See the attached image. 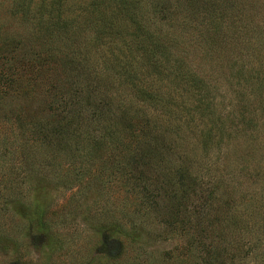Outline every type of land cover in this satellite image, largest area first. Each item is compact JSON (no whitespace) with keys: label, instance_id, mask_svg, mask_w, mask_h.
I'll return each instance as SVG.
<instances>
[{"label":"rangeland","instance_id":"1","mask_svg":"<svg viewBox=\"0 0 264 264\" xmlns=\"http://www.w3.org/2000/svg\"><path fill=\"white\" fill-rule=\"evenodd\" d=\"M89 2L64 1L63 17L77 21L78 26L75 25L68 34L70 40L63 35L56 36L60 40L54 41V45H58V53L54 54L61 57L65 52L73 51L75 60L83 62L90 70L95 71L96 68L91 93L93 97L89 103H96L100 107L102 118L98 119L99 129L94 130V126L82 129L75 148L57 151L55 146L36 142L33 134L37 123L49 121L44 93L47 84L42 80L35 84L24 81L23 85L28 88L21 89L23 93L17 91L0 101V264L198 263L197 247L188 242L192 231H189L186 222L170 230L163 227L157 214L139 205L138 190L134 189L133 183L127 180L121 169L125 153L137 146L124 132L119 119H114L117 117L118 102L129 106L133 112L141 113L138 120L145 125L138 123L135 131H130L136 136L145 132L148 137L141 139L144 149L140 147V151L143 152L147 144L152 153L162 146L165 159L173 160L179 156L184 166L190 164L193 167V177L200 179L203 190L214 187L219 192L217 196L221 195V198L216 203L218 210L225 209L222 204L227 202L230 207L228 217L239 221V218H245L246 213L252 212L256 225L263 226L264 126L261 122L256 132L261 147L246 153V147L250 146L245 142L247 135L242 133L249 134L255 124H246L239 109L246 102L242 103V100L247 98L250 104L248 110L260 112L257 99L250 92L251 87L246 86L244 81L249 77L248 71L253 69L260 71L256 74L263 75L264 51L260 44H254L258 48H253L256 36L252 37L248 50L246 46L237 44L231 47V42L227 43L231 39L228 38L231 36L228 32L230 27H223L212 37L206 33L199 39H180L176 45H172L174 56L186 61L190 69L212 85L209 92L203 95L213 103L216 116H220L227 126L232 125L227 130L229 140H220L217 129L212 127L213 122L195 112V99L192 93L183 90L184 86L176 89L173 106H170L173 110L170 118L138 100L134 91L123 86L124 76L118 77L114 72L103 70L116 58L126 56L129 46L119 38L110 42L107 37V40L96 45L92 31H81V26L88 25L86 18L92 9ZM145 2L143 0L140 10L143 12L140 13L142 20L151 30L155 31L158 27L165 31L167 26L162 23L157 22V27L153 25L150 16L154 15L148 8L150 1ZM239 3L243 8L242 26L247 25L248 29L260 26L263 33L264 0H239ZM236 7L238 9L239 5ZM54 8L53 0H0V51H10L14 47H18L21 53L26 49L25 52H28L30 48L38 49L36 46L40 43L36 40L41 36L33 18L39 13H43L45 18ZM23 9H28L27 16H23ZM203 21L208 23L209 18ZM127 29L123 33L125 42H129L127 35L132 32L131 27ZM236 40L241 42V37L238 36ZM56 64L55 61L54 70L49 69V73H60V64ZM132 65L139 74H144L139 77V87L148 90L149 87L154 90L158 88L163 92L175 89L172 81L162 76L148 75V71L136 65L134 59ZM243 65L247 68L246 72L243 77H238V70ZM86 102L81 101L82 104ZM106 102L111 103L110 111L107 106L102 107ZM103 118L107 120L105 125L112 123L113 130L120 136L126 133L128 138L124 143H127V150H123L120 144L107 145L108 135L100 130L104 124ZM155 121L159 124L158 130L152 128L153 122L155 127L158 126ZM176 123L178 129L174 130L172 125ZM210 128L213 133L208 137V145L206 131ZM253 151L256 152L254 157ZM244 168L256 171H251L252 178L248 173H240L241 170L246 171ZM223 186L231 187L228 198L224 197L227 195L223 194ZM193 199L197 203V199ZM210 221H213V233H218L214 236L217 240H229L232 235V246L244 244L238 239L242 232L227 226L229 219L222 229L217 227L214 220Z\"/></svg>","mask_w":264,"mask_h":264},{"label":"trees","instance_id":"2","mask_svg":"<svg viewBox=\"0 0 264 264\" xmlns=\"http://www.w3.org/2000/svg\"><path fill=\"white\" fill-rule=\"evenodd\" d=\"M64 1L58 0L56 2V0H53L54 11L47 13L46 20L43 13H39L33 18L36 21L38 31H40L38 34L41 36L40 39L36 40L40 43L36 46L38 49L30 48V52H25L26 49L21 53L18 52L20 51L18 47H14L10 51H0V101L17 91L23 93L21 89L28 88V86L23 85L24 81L35 84L37 81L42 80V83L47 84L44 93L47 97L46 108L50 115L49 121L44 124L37 123L33 129V134L36 137V142L45 146H55L57 151L75 148L76 142L79 140L78 133L82 129L87 130L91 126H94V130L99 129L100 122H98V119L102 118V114L99 112L100 107L96 103H89V100L93 97L91 93L94 89L93 77L96 68L94 67L95 71L90 70L85 67L83 62L75 60L73 51L65 52L61 57L60 54H54L58 53V45H54V41L56 39L60 40L56 36L63 35V37H68L70 40L71 36L69 35L77 25V21L67 20L63 17L62 7ZM149 1L151 6L148 8L154 15V17L150 16L151 22L156 27L157 22L167 26L166 34H164V30H160L158 27L155 31L151 30L150 26L142 20L140 13L143 12L140 10L142 9L143 0H90L89 5L92 9L88 11V17L86 18L89 26H81V31L86 30L87 33L92 31L96 45L101 44L103 40H107V37L111 40H109L110 42L119 38L121 42L129 46L126 56L116 58L103 70L114 72L118 77L124 76L123 86H128L131 91H134L138 100L148 103L157 112L161 111L162 116L171 118L173 114L171 111L173 110L170 106H173L172 103L175 99L173 96L179 86H184L182 87L183 90L186 93H192L195 99V112L199 113L200 116L209 118L210 122H213L212 127L214 126V129H217L220 140L228 141L229 132L227 130L232 125L227 126L226 122L221 121L220 116H216L212 109L213 103L203 95L209 92L212 85H208L203 81L193 69L186 65V61L174 56L172 45H176L180 39H199L206 33L208 37H212L215 32L218 34L223 27H230L228 32L231 36L228 38L231 39L227 43L231 42V47L240 44L239 46H246V50H248L247 46L252 43V37L256 36L253 48H258L254 44H260L263 46L264 51V30L262 33L260 26L252 27V29H248L247 25L242 26L241 14L243 8L239 0ZM145 3H147V0ZM237 5H239L238 9ZM23 12L25 13L23 16L29 14L28 9H23ZM206 17L209 18L208 23L203 21ZM128 26L132 28V32L127 35L129 42H125L123 33L127 32ZM35 29L37 30V28ZM72 35L75 38L77 37L76 34ZM262 35L263 39L260 40ZM238 36L241 37V42L236 40ZM72 44H74L73 41ZM133 59L136 65L139 64L140 67L142 66L148 71V75L157 78L162 76L166 80L172 81L175 89L163 92L158 88L154 90L149 87L148 90L139 87L138 82L141 81L139 77L144 74H139L136 71L137 68H133ZM55 61L56 66L60 64V73H49V69L54 68ZM245 67L243 65L238 70V77H243L244 72H246L245 69H247ZM248 72L250 81L248 79H244V81L246 86L251 87L250 92L256 97L260 112L248 110L250 104L247 103V98L242 100V103L246 101L244 106H239L241 118L245 123L255 124L249 134L242 133L244 136L247 135L248 138L245 142L250 146V148L246 147V153H250L251 150L260 148L262 145L256 132L261 122L264 126V55L263 75L262 73L256 74L255 72H260L256 69ZM81 101L88 102L82 104ZM106 106L109 110L111 103L106 102L102 107ZM131 111L129 106L118 102L116 113L114 112L117 117L114 119H119L124 132L133 139L132 143H136L137 146L130 152L125 153L121 169L124 171L127 180L133 183L134 189L138 190L140 195L139 205L149 212L157 214L161 218V225L166 229H174L177 224L181 226L186 222L189 231H192L188 242L191 246L196 245L194 247H197L196 259L198 263L196 262V264H247L249 262L264 264V221L263 226L256 225L254 221L256 217L253 216L254 213L252 212L250 214L246 213L245 218H239V221L232 216L228 217L227 213L230 215V207L227 202L222 204L226 207L225 209L222 208L221 210L220 208L218 210L219 206L216 203H219L218 199L221 198V195L217 196L219 192L214 187L203 190L200 179L196 180L193 177L191 169L193 167L190 164L184 166L179 156L174 157L173 160L165 159L162 146H160V150L157 147L152 153L150 147L145 144L146 149L143 152L140 151V147L144 149L141 139H148V137L145 132L136 136L130 134V131H135L136 124L145 125V123L138 120L141 113ZM105 119L103 118L104 124L101 125L100 130L108 135L107 145L111 147V144L116 143L120 144L123 150H127V143H124L128 138L126 133L120 136L119 133H116L117 131L113 130L112 123L108 126L105 125L107 122ZM143 119H145V116H143ZM156 124L158 126L155 127L153 122L152 128L154 130L159 128V124L157 122ZM177 125V123L172 125V129H178ZM210 133H213L212 128L206 131L208 145L210 143L208 140ZM101 138L105 137L101 136ZM205 145L207 144L205 143ZM255 154L256 152L253 151L252 157ZM244 169L246 171L241 170L240 173L242 175L248 173L252 178L251 171L253 170ZM230 189L231 187L223 186V194L227 195L224 197L228 198L230 196ZM193 198L197 199V203ZM228 219L230 222L227 226H231V230L238 231L239 229L242 232L238 236V239L244 242L242 246L231 245L232 235L229 240H217L218 238L214 237L218 233H213V221L210 220H214L217 227L222 229L225 227H222V225ZM239 224H241V228L238 227Z\"/></svg>","mask_w":264,"mask_h":264}]
</instances>
